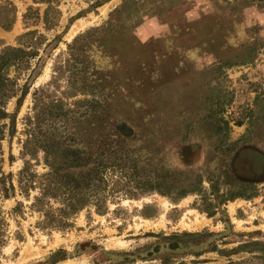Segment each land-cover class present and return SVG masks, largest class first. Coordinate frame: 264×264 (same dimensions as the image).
I'll use <instances>...</instances> for the list:
<instances>
[{"label": "rangeland", "instance_id": "obj_1", "mask_svg": "<svg viewBox=\"0 0 264 264\" xmlns=\"http://www.w3.org/2000/svg\"><path fill=\"white\" fill-rule=\"evenodd\" d=\"M8 1L0 44L33 30L45 40L5 106L25 89L0 141L14 187L0 199V264H264V0H59L48 30L21 19L44 4ZM35 91L66 111L45 112V134L105 164L96 175L114 189L104 214L83 209L65 231L37 228L36 192L17 187L23 160L48 173L41 152L20 156Z\"/></svg>", "mask_w": 264, "mask_h": 264}, {"label": "trees", "instance_id": "obj_2", "mask_svg": "<svg viewBox=\"0 0 264 264\" xmlns=\"http://www.w3.org/2000/svg\"><path fill=\"white\" fill-rule=\"evenodd\" d=\"M59 0H34L33 3L44 4L41 16L37 9L27 7L21 15L23 25H35L41 21L43 29L48 30L54 27L60 16L56 5ZM15 8L8 0H0V29L8 31L15 22ZM79 36L73 40L75 43ZM44 37L37 31H27L16 38V47L2 46L0 44V141L6 135L11 137L14 132L15 112L20 105L26 91L24 88L19 90V96L15 101V110L8 114L5 110L9 99L16 96L17 75L22 71H27L30 62L37 56L38 48L43 44ZM74 45V44H72ZM71 48V45H67ZM12 70L16 73L14 78H9L8 73ZM32 70L30 71V73ZM78 72V71H77ZM77 72H71L68 76V89L72 90L67 94L74 97L78 92L75 89L76 80L74 75ZM33 94V103L31 114L24 118V140L21 143L20 156L23 159L33 158L37 152H41L43 163L48 169V173L43 175H34L27 173L28 162L23 160V166L17 175V187L20 193L28 197L27 190H35L36 195L32 197L29 208L38 213L41 220L36 222V227L41 230L65 231L72 227V218L83 209L92 207L93 212L102 215L106 211L107 197L114 194V189H106L105 178L97 174V166H101V171L105 164L89 165V155H84L85 150L72 149L67 142L71 140L64 135L53 138L47 135L42 129L44 114L47 110L53 108L55 117L64 119L66 111H61L58 106L60 101L53 102L44 100L40 95L41 91H35ZM7 121V123H4ZM63 132V131H62ZM100 171V172H101ZM76 172V173H75ZM101 174V173H100ZM114 181L113 184L114 185ZM14 194V187L11 183V175H2L0 172V199H7ZM181 198L182 195H175ZM232 199V197H229ZM228 199V200H229ZM17 204L15 210L19 208ZM4 219L0 212V245L3 243ZM264 247V243H260ZM59 254V252H58ZM264 258V254H263ZM61 258L52 260L55 263Z\"/></svg>", "mask_w": 264, "mask_h": 264}]
</instances>
